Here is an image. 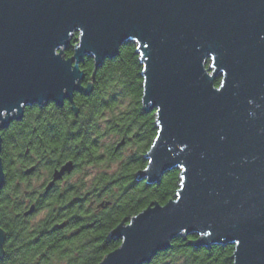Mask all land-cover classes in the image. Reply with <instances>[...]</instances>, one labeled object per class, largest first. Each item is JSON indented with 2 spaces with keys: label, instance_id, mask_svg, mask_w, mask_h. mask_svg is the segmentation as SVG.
I'll list each match as a JSON object with an SVG mask.
<instances>
[{
  "label": "water",
  "instance_id": "water-1",
  "mask_svg": "<svg viewBox=\"0 0 264 264\" xmlns=\"http://www.w3.org/2000/svg\"><path fill=\"white\" fill-rule=\"evenodd\" d=\"M129 41L158 128L138 179L179 168L181 183L117 225L121 245L99 264L148 263L189 235L234 244L233 264H264V0H0V193L2 130L35 104L69 100L78 114L75 92L93 89L81 64L92 57L96 72ZM5 240L0 222V253Z\"/></svg>",
  "mask_w": 264,
  "mask_h": 264
},
{
  "label": "trees",
  "instance_id": "trees-1",
  "mask_svg": "<svg viewBox=\"0 0 264 264\" xmlns=\"http://www.w3.org/2000/svg\"><path fill=\"white\" fill-rule=\"evenodd\" d=\"M136 49L134 42H127L119 55L106 59L96 72L94 59L86 58L81 67L87 73L85 83L92 81L93 89L89 94L75 93L78 114L69 100L63 105L50 102L46 108H36L44 114L39 118V135L44 140L37 138V149L46 150L60 161L73 158L78 168L86 166L97 171L100 167L89 190L93 196L106 194L109 199L105 202L110 204L100 203L97 208L102 209L98 210L84 203H67L72 199L70 194L64 203H40L39 207L48 208V213L32 223L17 205L7 202L11 191L4 192L0 222L6 240L0 264H99L121 245L112 231L125 218H132L154 201L164 204L176 197L181 183L179 168L166 172L156 184L138 179V171L148 164L145 155L158 128L156 110L147 112L143 107V65ZM73 52L71 46L67 56ZM125 100L126 108L106 119V112L115 111ZM25 118L2 132V157L10 177L13 155L24 154L27 145V113ZM110 134H118L121 139L104 145L103 138ZM123 138L126 143L119 147ZM125 147H132L127 157L123 156ZM195 238L189 235L173 239L169 249L144 264H233L234 244L198 248L191 244Z\"/></svg>",
  "mask_w": 264,
  "mask_h": 264
},
{
  "label": "flooded vegetation",
  "instance_id": "flooded-vegetation-1",
  "mask_svg": "<svg viewBox=\"0 0 264 264\" xmlns=\"http://www.w3.org/2000/svg\"><path fill=\"white\" fill-rule=\"evenodd\" d=\"M83 84H87L85 80ZM48 105L35 104L27 106L23 117L21 119H14L10 123L24 122L27 113V145L24 147V154L19 153L18 155H13L15 157L11 161L12 176L10 177L6 173V184L1 190L0 198L4 192L11 191L7 196V202L17 205L22 216L30 221L42 209H48L46 207L40 208V203H64L70 194L72 195V199L67 203H84L91 207L95 206L98 210L102 209L97 208L98 205L101 206L100 203H106L105 200L109 199L106 194L92 195L89 188H92L96 173H93V176L88 178L86 166L84 168H78L77 162L73 158L66 160V162H74L73 170L66 172L60 178H55L56 170H60L66 162L60 161L58 158H53L52 155L50 156L46 153V150L40 151L36 147L37 138L44 140L39 135V118L41 119L44 114L38 112L36 108L43 109ZM8 127L5 129H8ZM101 170L99 167L97 173H100ZM33 205L35 206V211L29 216L25 215V212ZM57 224L56 222L55 225Z\"/></svg>",
  "mask_w": 264,
  "mask_h": 264
},
{
  "label": "rangeland",
  "instance_id": "rangeland-1",
  "mask_svg": "<svg viewBox=\"0 0 264 264\" xmlns=\"http://www.w3.org/2000/svg\"><path fill=\"white\" fill-rule=\"evenodd\" d=\"M128 103V100H125L123 102V105H120L118 108L115 109V111H109V112H106V119L108 118H111L115 113H117L118 111L122 110V109H125L126 105ZM103 127H104V121H103ZM121 139V137L118 135V134H110L106 137L103 138V144L104 145H110L116 141H119ZM132 151V147H125L124 149V153H123V156L124 157H127L129 155V153ZM87 171H88V178L91 176H93V173H97L96 170H94L93 168L89 167V168H86ZM115 169V165L113 166V168H111V171ZM48 213V209L47 210H43L40 211L38 213V215H36L33 220H32V223H35V222H38L39 220L43 219L44 216H46ZM185 237V236H184Z\"/></svg>",
  "mask_w": 264,
  "mask_h": 264
}]
</instances>
